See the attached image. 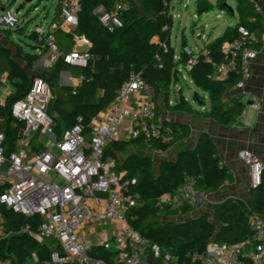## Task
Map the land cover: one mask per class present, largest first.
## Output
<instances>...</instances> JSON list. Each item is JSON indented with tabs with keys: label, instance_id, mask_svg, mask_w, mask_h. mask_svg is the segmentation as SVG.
<instances>
[{
	"label": "trees",
	"instance_id": "trees-1",
	"mask_svg": "<svg viewBox=\"0 0 264 264\" xmlns=\"http://www.w3.org/2000/svg\"><path fill=\"white\" fill-rule=\"evenodd\" d=\"M118 1L128 3L129 8L122 14L123 27L110 32L100 22L98 8L103 5L111 9ZM172 1L82 0V8L78 13V31L90 39L89 51L94 56L90 65L85 68L71 65L59 58L53 67L45 69L39 62L47 52L46 44L44 40L36 39L30 34L27 23L19 24L13 29L0 27V34L9 41V45H5L0 39V74L6 72L15 89L8 97L6 106L0 107V130L5 134L7 154L15 150L19 132L23 127L13 117L12 105L25 96L39 77L49 81L53 88L54 98L49 112L58 113V134L81 120L88 136L92 118L107 110L117 91L134 73L139 74L154 88L156 95L161 91L165 92L169 110L210 117L223 125H230L236 117L241 116L244 103L234 100L227 107L223 103L224 94L235 87L239 77L230 75L224 79H212L211 76L215 72L214 63L224 59L222 44L234 37L238 26L244 25L255 31L260 38L257 47H261L264 33L261 14L251 0H236L239 16L231 34L209 41L199 51L194 50L187 37L183 36L177 55L171 41L174 25ZM15 3L16 0H9L7 3L0 0V9L11 7ZM39 3L40 0L26 14L30 16L39 7ZM61 3L62 0H58L55 5L52 20L59 19ZM225 3L226 0H217L215 4L210 2L209 8L199 13L226 10L229 7ZM47 13L43 21L47 20L50 10ZM55 34L62 50L71 52L74 49L70 35L60 31ZM22 37H29L31 41L27 42ZM206 51L208 55L205 54ZM207 56L209 60L205 61ZM190 61L191 69L188 68ZM183 70L202 92L197 93V102L204 105V94L209 96V110L203 111L194 107L184 98L183 91L176 102L170 104L172 87L174 82L183 80ZM66 71L78 78L83 76V79L77 86L62 84L61 75ZM154 101L156 102V96ZM168 125L172 131L170 140L151 141L149 145L153 149L167 151L191 133L186 124ZM137 144L145 142L140 138L111 142L106 149V155L115 157V151L126 150ZM118 169L127 171L128 177L138 179L135 189L141 198L139 205L131 208L127 214L129 224L152 243L169 250L177 258L178 264L189 261L188 253H206L213 239L220 243L234 244L251 236V215L264 216V167L261 183L250 188L247 198H229L212 204L213 219L200 214L188 220H175V216L188 215L196 207L185 206L178 211L158 205L161 196L176 191L189 175L195 176L198 187L208 195L217 192L222 185L232 180L230 169L221 162L216 145L206 132L201 134L196 147L183 149L177 158L161 162L158 170L154 168L150 156L137 154L129 155L123 164L119 163ZM4 190L5 187L0 186V194ZM0 213L6 229V235L0 239V258L10 259L11 264H47L54 241L47 238L44 242H39L33 235L38 232L43 218L38 214L27 217L1 202ZM91 254L103 259L106 264H115L118 253L96 247ZM158 259L162 263V258Z\"/></svg>",
	"mask_w": 264,
	"mask_h": 264
},
{
	"label": "built area",
	"instance_id": "built-area-1",
	"mask_svg": "<svg viewBox=\"0 0 264 264\" xmlns=\"http://www.w3.org/2000/svg\"><path fill=\"white\" fill-rule=\"evenodd\" d=\"M81 8L82 0H62L58 20H42L30 31L46 44L47 52L39 62L45 69L53 67L59 58L82 68L90 65L94 57L89 51L91 41L78 31ZM128 8V3L123 1L116 2L111 9L101 5L98 8L100 22L110 32H115L123 27L122 14ZM19 14L12 6L1 8L0 27L13 29L22 24ZM57 31L70 35L74 44L71 52L61 49ZM259 42L255 31L240 25L234 37L221 46L224 59L214 63L212 79L239 77L235 88L241 90L238 101L244 104L246 83L251 77V63L259 52ZM208 60L207 56L205 61ZM188 68H192V61ZM82 79L83 76L78 78L79 83ZM61 82L78 85L75 76L68 71L62 73ZM14 92L8 74L1 73L0 107L6 106ZM139 93L145 94L144 98L132 105ZM53 98L51 84L39 77L25 96L13 103L12 115L23 127L15 150L9 155L5 134L0 130V186L5 187L0 202L27 217L38 214L43 218L38 232L33 235L39 242L47 238L54 241L47 264H106L91 251L96 247L112 250L113 245L120 251L115 264H139L150 252L162 258L161 264H178L169 250L152 243L129 224V210L140 203L141 195L135 189L138 179L119 170L116 157L106 155L108 145L121 139L120 127L126 120H130L129 140L140 138L145 144L157 139L170 140V119L158 118L151 86L139 74H132L107 110L92 118L88 136L81 120L61 134L57 133L58 113L49 112ZM255 107L259 108L260 104L256 103ZM239 156L249 168V187H257L262 181V160L247 149L241 150ZM208 200V193L198 187L195 176L189 175L176 191L161 196L158 205L179 211L185 206H202ZM106 222L123 223L111 239L93 238L84 230ZM250 223L251 236L234 244L213 239L206 253H188L190 259L184 264H264V216L253 214ZM5 235L0 213V239ZM0 264H11V260L0 258Z\"/></svg>",
	"mask_w": 264,
	"mask_h": 264
},
{
	"label": "crops",
	"instance_id": "crops-1",
	"mask_svg": "<svg viewBox=\"0 0 264 264\" xmlns=\"http://www.w3.org/2000/svg\"><path fill=\"white\" fill-rule=\"evenodd\" d=\"M251 1L261 14L262 21L264 24V0ZM180 2H182V0H180ZM196 2L198 4V0H196ZM173 4L174 0L172 1V13L175 10ZM178 5L180 6L181 4L179 3ZM184 5L186 6L187 13H189V16H187L186 18L181 17V23L184 22L186 27L187 23H191L193 30L200 27L202 29L201 35L197 36V39L199 40L197 41V51H199V49L209 41L224 36L225 31L229 27V25H225L226 23L221 22V14H219L217 17L218 19H220V21L218 23L216 22L215 24H213L214 27L212 28L211 32L209 34H206L205 28L211 26L210 21L206 20V16L208 13L200 14L196 8V12L194 14H191L190 3L187 2ZM220 11L223 12L224 10ZM53 16L51 17V19L53 18ZM47 20H50L49 15ZM232 27L235 28V26ZM177 55H179V53ZM184 79L182 81H184ZM182 81L174 82L171 94L172 92H175L176 96L175 99H173L172 96L170 97V104H174L179 98L181 92L183 91L184 98L188 100L194 107L203 111L209 110L211 107L209 96L207 94H204V105L197 102L196 96H194L193 101H190L189 97L185 95L184 87L181 83ZM190 82L191 93H202L200 89H198L193 84L191 78ZM75 83L79 84L78 77L76 76ZM151 91L154 96H156L155 103L157 105L158 118L164 121L170 119L169 124H186L190 127L191 133L187 138L178 141L171 149L167 151L155 150L149 144H137L129 146L126 150H117L114 152V155L117 158L118 162L120 164H123L129 155L137 154L142 156H150L153 160L154 168L158 170L161 162L177 158L179 153L183 149H190L196 147L201 134L206 132L212 137L216 145L217 154L220 157L221 162L227 165L230 169V172L232 174V180L222 185V187L217 192L209 194V200L202 206L196 207L192 213L188 215L175 216L174 219L186 220L200 214H205L211 219H213V203L223 201L229 198H247L249 196L250 190L249 168L245 164V162L240 158V151L247 149L254 152L257 156L260 157L264 165V33L262 35V45L259 48L258 55L256 59H254L251 63V77L246 83L247 94L245 95L246 103L244 106L243 114L241 116L236 117V120L230 125H223L219 121L206 116H199L187 112L179 113L169 110L166 106L165 92L161 91L158 95H156V91L152 87ZM241 93V90L235 87L232 88L230 91L226 92L223 97L224 105L226 107L230 106L234 100H238ZM144 96L145 94L139 93L131 102V104L134 105L136 100H141L142 98H144ZM256 103L260 104L259 108L255 107ZM129 125L130 120H126V122L122 126L124 137H121V141H129ZM166 219L169 218L166 217ZM122 226L123 223L121 222H106L101 226H89L88 228L86 227L84 230L88 235L92 236L93 238L103 236L108 239H111L113 238L114 233ZM111 251L118 253L117 257L119 256L120 251H118L117 245H113ZM139 264H161V262L153 253L150 252L141 260Z\"/></svg>",
	"mask_w": 264,
	"mask_h": 264
},
{
	"label": "rangeland",
	"instance_id": "rangeland-1",
	"mask_svg": "<svg viewBox=\"0 0 264 264\" xmlns=\"http://www.w3.org/2000/svg\"><path fill=\"white\" fill-rule=\"evenodd\" d=\"M2 1L4 3H7L9 0H2ZM209 1L212 3L217 2V0H209ZM21 2L22 0H16V3L12 6L14 12H16V8L19 6ZM57 2L58 0H40L39 7L36 10H34L30 16L26 14L27 11L23 10L20 12L18 17L21 19V22H23L22 24L25 23L28 24L29 31H31L35 27V25H37L39 22L43 20V18L48 14L47 12H49V10H50L49 18L51 19V17L54 15L55 5L57 4ZM187 2L190 3L191 5L190 13L194 14L196 12V8L198 5L196 0H182V2H180V0H174V4H173V7H175V10L173 12L175 17H174V25L172 30L171 41L173 46L176 48L177 53L180 52L183 36L187 37L190 45L193 47L194 50L197 51L198 50L197 41H199L197 39V36L201 35L202 33L201 27L193 30L191 23H187V27L185 26L184 22L181 23V17L186 18L187 16H189V13H187L186 6L184 5ZM179 3L181 4L180 6L178 5ZM226 4L229 8H227L223 12L217 10L207 14L206 20L210 21L211 26L205 28L206 34H209L211 32L212 28L214 27L213 24H215L216 22L218 23L220 21V19L217 18L219 14L222 15L221 22L226 23L225 25H229V27L236 26L237 16H239L237 12V2L236 0H226ZM47 6L48 8L46 9L45 7ZM231 9L233 10L232 11L233 13L230 12ZM0 38L5 45H9V41L7 40V38L4 37V35H0ZM22 38L27 42L31 41L29 37H22ZM183 74L185 75V79L183 76L184 81H182L181 83L182 86L184 87L185 95L189 97L190 101H193L195 93L194 92L191 93L190 91V86H191L190 77L185 70H183ZM178 95H179V91H178ZM171 96L173 99H175L176 93L172 92ZM122 126L120 127V132H121V137H124Z\"/></svg>",
	"mask_w": 264,
	"mask_h": 264
},
{
	"label": "water",
	"instance_id": "water-1",
	"mask_svg": "<svg viewBox=\"0 0 264 264\" xmlns=\"http://www.w3.org/2000/svg\"><path fill=\"white\" fill-rule=\"evenodd\" d=\"M39 0H22V2L19 4V6L16 8V13H20L21 11L25 10L28 11L30 9L31 6L35 5L36 3H38ZM225 5H227L225 3ZM210 6V1L209 0H201L200 2H198L197 5V10L198 12L203 11L207 8H209ZM173 10V8H172ZM232 10V9H231ZM233 11V10H232ZM234 31V27H228L225 31L224 35H229ZM36 39H38V36L36 34H32ZM195 96L197 97V94H195Z\"/></svg>",
	"mask_w": 264,
	"mask_h": 264
}]
</instances>
